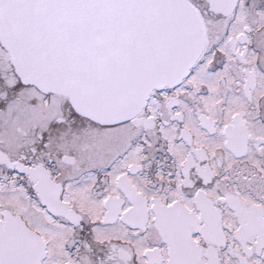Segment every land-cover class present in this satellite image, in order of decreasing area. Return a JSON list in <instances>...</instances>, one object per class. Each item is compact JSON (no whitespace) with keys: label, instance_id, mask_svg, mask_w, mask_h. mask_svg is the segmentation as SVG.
Here are the masks:
<instances>
[{"label":"snow or ice","instance_id":"6c2138e0","mask_svg":"<svg viewBox=\"0 0 264 264\" xmlns=\"http://www.w3.org/2000/svg\"><path fill=\"white\" fill-rule=\"evenodd\" d=\"M0 264H264V0H0Z\"/></svg>","mask_w":264,"mask_h":264}]
</instances>
